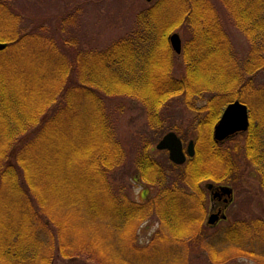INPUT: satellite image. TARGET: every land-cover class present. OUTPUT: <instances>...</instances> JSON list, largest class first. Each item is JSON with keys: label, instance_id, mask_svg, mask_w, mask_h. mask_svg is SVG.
Segmentation results:
<instances>
[{"label": "trees", "instance_id": "16d2710c", "mask_svg": "<svg viewBox=\"0 0 264 264\" xmlns=\"http://www.w3.org/2000/svg\"><path fill=\"white\" fill-rule=\"evenodd\" d=\"M209 1L159 0L138 12L127 35L84 50L68 30L74 14L30 17L20 14L14 0H0V41L9 46L0 51V137L6 138L0 188L5 185L4 195L11 206L17 204L22 219L1 235L0 264H55L59 258L84 264H187L192 243L196 253H208L206 259L200 256L209 264H238L247 256L264 264V252L253 251L255 243L264 251V233L252 240L251 221L236 218L216 234L223 246L237 248L233 255L220 252L207 237L211 226L205 224L208 196L202 187L209 181L236 186L243 170L235 158L239 153L258 169L264 192V129H259L264 114L253 106L255 94L264 96V0H219L247 38L246 56L236 59L220 39L219 20L210 21ZM176 28L192 34L179 56L169 42ZM180 62L185 71L177 77ZM114 97L147 109V126L158 134L174 128L175 117L190 118L197 130L196 154L181 166L151 156L158 135L142 145L136 170L157 190L143 203L130 201L111 179L127 166L128 154L117 134L118 119L106 106ZM236 100L248 104L251 123L247 134H237L243 146L225 153L213 128L224 107ZM22 128L29 145L16 141ZM27 145L35 146L29 165L19 154ZM27 166L35 170L31 178L25 177ZM79 207L87 211L76 214L79 221L57 214ZM154 218L171 243L163 254L153 244L135 245L133 224ZM116 246L117 253L109 256L107 248Z\"/></svg>", "mask_w": 264, "mask_h": 264}, {"label": "rangeland", "instance_id": "374dc122", "mask_svg": "<svg viewBox=\"0 0 264 264\" xmlns=\"http://www.w3.org/2000/svg\"><path fill=\"white\" fill-rule=\"evenodd\" d=\"M158 1L159 0H151L150 2H148L147 0H14V5L20 11V14H26L27 16L36 18L52 19L51 17L55 14H60L61 17L65 18L66 14L68 13L74 14L76 20L70 26L71 29L68 28V30L74 38H77V41L80 44L81 48L87 50L91 47L104 48L112 42L122 38L124 34L127 35L129 29H132L133 27V23L138 12L144 10L147 7H151ZM231 6L232 8L236 9L235 4H231ZM205 7L208 11V14L211 16V22L212 16H215V18L219 20L216 27L218 28L217 30L219 31L218 34L220 35V39L226 41L224 47L227 51V55L232 56L234 59L238 58L236 56L245 57L249 48L247 38L245 36V33L242 32V29L238 28L236 23L232 20V17L229 15L230 10L227 8V6L225 4L219 3V0H211L209 1V3H206ZM173 33H178L182 39L181 53L176 54L177 56H179L183 53L186 40H188L192 34L189 32H185L182 28L174 29L170 33V35H172ZM38 45L40 46V44L37 43L35 44V46L33 44L34 47ZM170 46L173 49L171 43ZM8 47L6 49H8ZM179 60H181V58H179ZM177 68L178 69L176 72V76L181 77V75L184 74L185 71L184 65L180 62L178 63ZM263 76L264 75H260V78H262ZM255 95L256 96L254 100L256 102L253 103V106L259 108L256 110L258 111V113L261 112L264 114V96H258V94ZM106 102V106L109 108L108 111H111V113L109 114L113 115L116 119H118L116 126V130L118 132L117 134L120 141L125 146L124 151L128 153L126 162L127 166H125L124 169L117 168L111 179H113V183H116L114 184L116 185V187H123L130 201L136 203H143L147 200V198L155 196L157 190L155 186L146 184L138 176L136 164L139 159L141 150L143 149L141 148L142 145L145 144L147 140L154 139L158 135L156 142L150 150L151 156L154 158L166 157L169 160L168 153L166 151H159L156 149V145L159 140L166 133L174 131L182 138L184 145L187 146L188 142L191 140H194V142L196 143L197 130L195 129L194 125L189 122L188 119L190 118L180 117L179 119H177V117H175L171 118V126L175 127L170 128L169 126H166L162 130L163 133L162 131H159V133H161L158 134L157 132L152 131L147 126V119H149L147 115V109L142 108V106L139 105L137 102L132 100L128 101L126 98L123 99L116 97L109 98ZM226 106L224 107L223 111L225 110ZM262 120L260 121L262 123L259 127L260 130L264 129V121ZM21 130V135L17 136L16 141L20 140V145H23L27 142L29 145V143L31 142V139L29 138V133L23 131V128ZM247 132L243 135L247 134ZM26 137H28L27 140ZM15 138L16 136H14L13 140ZM243 139L244 138L240 135L235 134L229 137V139H227L226 141L217 143L221 145V148H223L226 153V150H229L232 147L235 148V146L237 145L243 146ZM5 140L6 138H4L3 136L0 137V154L2 152V149L5 147L3 146V144H5L3 143ZM142 140L146 141L142 142L141 144ZM16 145L18 146V144ZM17 146L15 148H19ZM34 147L35 146H28V150L23 151L21 153H19V149H17L14 154H20V157H23L22 155L25 154L27 165H29L30 157L35 151L33 149ZM235 156V158H240L237 159L242 162L241 167H243V170L240 172V178L237 185L230 186V188H232L233 190L231 198H228L227 196L223 197L224 199H228L227 203L218 202L215 199L214 195L217 194L216 191L219 187H229V185L218 186V184L210 181L202 184L203 189L207 190L208 196V211L205 219V224L208 225V219L210 215L212 213H217L219 209H222L223 215L227 217V219H221L214 227H211V229L207 233V237H210L212 241L214 240L213 242L215 246L219 247L217 249L220 252L222 251L223 254H227L231 251H234L231 252L230 255L235 254L237 252V248L223 246V243H221V240L217 238L218 235L216 234H222L223 230L230 226L236 220V218L238 221H251L249 233L252 234L250 235V238L252 240L256 241L254 239V235H256L257 232L264 233V192H262L260 188L261 174L255 166H251L249 160L244 159L239 153ZM26 168L27 174L26 171H24L25 177L28 176L29 178H31L30 175L32 172H35V170L34 168H31V166H27ZM19 173L21 174V171H19ZM19 176L20 178H23L25 180L24 176ZM1 185L2 187L0 188V239L1 235H3L4 233H11V231L14 229V224L17 223L16 221L21 219L19 216V212L16 209L17 204H13V206H11V198H9L10 196H8L7 194V200V197L5 196L6 194L4 195V191L6 190L5 185ZM207 185H209V187H207ZM24 190L25 193L28 191L27 188H25ZM57 193L60 194V192ZM6 203L10 204V207L7 206ZM81 211L84 213L87 212L84 207H79L74 208V210L60 209L59 211H57V214L60 219L66 216L67 219H73V221H75L77 219L76 214L78 213L79 215ZM81 225L82 224H80V226ZM133 227H135L134 230L137 229V236L135 239V245L137 247H147L153 244L154 248L152 249L155 250V252L163 254L165 248L171 245L170 242L165 240L166 232L162 231V225L160 221L156 218L140 224L134 223ZM248 231L249 230H247V232ZM260 237L263 238L264 235L262 234L260 235ZM247 240L248 239L243 241L242 244H246ZM254 241H251L250 245H253L252 243H255ZM191 245V248L188 249V259L190 263H186L209 264L200 256V253L202 252L201 254L206 259L208 253L202 250H200V253H196L193 250L197 248L195 246V243H192ZM253 247V251L257 252L259 255L264 252L261 251L262 244L258 245L255 243V246ZM107 250L106 251L107 253H109V256H113V252L117 253V246L111 247V249L107 248ZM262 261H264V259H262ZM40 263L41 262H38V264ZM55 264L84 263H82L79 259L63 260L59 258L57 259ZM89 264L93 263L90 262ZM238 264L260 263L258 259H251L249 258V256H247L239 259Z\"/></svg>", "mask_w": 264, "mask_h": 264}, {"label": "water", "instance_id": "95a60500", "mask_svg": "<svg viewBox=\"0 0 264 264\" xmlns=\"http://www.w3.org/2000/svg\"><path fill=\"white\" fill-rule=\"evenodd\" d=\"M147 1L150 2L151 0ZM169 40L174 52L180 54L182 50V39L180 35L173 33L169 36ZM7 47V43L0 41V51L5 50ZM249 127L250 114L248 106L239 100L233 101L226 106L221 118L214 127V140L216 142H223L237 133H246ZM156 149L168 151L169 160L176 165H183L187 157L193 158L196 154L194 141H189L185 151L182 139L174 131L166 133L157 143ZM220 193L229 198L232 196L233 190L230 187H221ZM227 201L228 199L226 198L225 202ZM220 219H226L222 210H219L217 213H212L208 219V224L214 226Z\"/></svg>", "mask_w": 264, "mask_h": 264}, {"label": "flooded vegetation", "instance_id": "af4514ba", "mask_svg": "<svg viewBox=\"0 0 264 264\" xmlns=\"http://www.w3.org/2000/svg\"><path fill=\"white\" fill-rule=\"evenodd\" d=\"M214 197H215V199L218 201V202H224L225 203V200H224V196L223 195H221V194H217V196L216 195H214Z\"/></svg>", "mask_w": 264, "mask_h": 264}]
</instances>
